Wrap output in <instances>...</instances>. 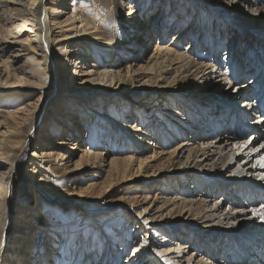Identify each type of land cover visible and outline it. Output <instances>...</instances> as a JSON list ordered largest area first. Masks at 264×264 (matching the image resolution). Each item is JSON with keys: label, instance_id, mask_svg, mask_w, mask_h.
<instances>
[{"label": "rangeland", "instance_id": "obj_1", "mask_svg": "<svg viewBox=\"0 0 264 264\" xmlns=\"http://www.w3.org/2000/svg\"><path fill=\"white\" fill-rule=\"evenodd\" d=\"M46 1L49 3L48 7H51L50 17L54 15L52 7H56L60 11L55 15L59 20L64 21L68 17L71 19L81 16L83 20L89 22L107 38L102 44L93 45L94 54L88 59L86 65L97 70L92 78L93 81L84 83L82 87L77 88L96 89L98 96L95 94L91 101L86 102H82L80 98L61 97L62 100L66 99L63 109L76 113L75 121L73 119L71 121L80 124L79 131L76 129L77 132L75 131L74 135L70 134L68 124H65L67 128H64L63 132H61L62 129L61 131L53 129L57 141L58 138L71 137L62 149V153L69 156L71 161L65 165L63 163H66V160L57 161L50 166V171L44 172L45 174L42 176L38 173L34 174L37 182L40 177L44 179L52 196L47 199L43 209L45 215L47 213L53 218V230L57 234L55 239L58 244L55 245L53 254L54 252H63L65 256L63 261L58 260V257L55 256L52 263L129 264L127 261L131 259L135 247H141L143 233H140L141 231L135 227L136 222H128L122 233L127 241L125 243L124 240L120 241L116 227L126 220L123 212L125 207H129L130 203H138V200L141 201L139 204L141 203L142 207L148 209L145 217L155 218L151 224L161 234L159 236L154 233L149 234L153 243H149V246L146 245L145 248L151 253L155 248V250H164L175 246L169 244L170 241H172L171 243L187 244L189 247L191 246V252L200 253L205 249L209 250L210 246L214 244V250L217 253L220 252L224 245L216 234L219 229L224 232L227 229L226 223L219 222L221 217L232 212L233 207L238 204L249 205L253 210L261 207L260 196L255 197L252 193L251 195L245 194L244 189L236 190L235 186L231 187L227 183L231 180H241L242 182H255L264 185V175L249 173L250 165L247 164V159L240 156L247 145L253 144L255 147L261 143L264 145V140H262L264 139V127H262L264 121L261 120V118L264 119V113L260 111V107H263L264 103L259 104L260 100L263 101L264 98L262 84L264 80V0ZM28 2L30 0H0V40L6 41V43L2 42L3 47H6L5 50L0 52V173L6 172L9 166L14 163L13 158L9 157L6 151L10 140H12L11 137H13L9 132L11 126L14 125L13 120L8 117L7 111L14 112L27 105L28 102L37 104L36 100L43 95L44 91L48 97L51 95L49 90L41 89L40 92L32 88L31 85L37 79L34 75L35 68L40 65L31 59L32 53L21 51L19 46L12 43L17 36L16 27L7 24L2 18L9 13L20 17L26 16ZM153 13H156V18H158L155 23H152L151 14ZM148 19L151 34L149 33L150 37L147 39L148 47L144 49L138 43L141 39V32H138L140 31L138 29L141 28V22H148ZM163 24L167 25L168 30L162 29L161 39L164 36L165 41L161 40V44H169L172 48L177 47L179 52H189L196 62H213L217 73L205 85L198 84L201 89L191 88L192 90L189 89L182 93L177 92L176 87L163 89L166 92L163 93L162 98L171 97L172 101L165 104L163 108L170 107L182 112L178 118V115L161 109L163 115L160 116V123L157 125L161 138L157 140V143L155 140L154 143L150 137L144 136L140 131L136 133L130 128L123 130L120 125L129 123L138 126L142 131L145 130L138 113L132 109L130 99L132 100L140 92L150 93V90L154 89L153 87L158 86L142 83L146 79L136 83L127 82V76L130 74L127 71L130 64L134 63L137 65L136 67L146 64L159 43L156 34H159L158 31L163 27ZM175 35L178 37L176 38ZM144 39H146V35ZM175 43H178L179 46ZM132 44V48L136 46L145 51L140 52L137 58L126 60L122 53L123 47ZM38 46L40 48V45ZM38 54H41L40 50ZM128 54L132 55L133 52ZM94 55L97 57L96 59H94ZM253 65L258 69V73L251 69ZM119 70L120 78L122 81H126L125 83L119 84L114 81L105 84L106 79L100 81L101 77L110 71L119 77ZM240 71L242 75L238 73ZM221 73L223 74L220 75ZM43 75H45L48 86L50 76L46 72H43ZM173 75L175 72L172 73ZM253 76L256 78L254 77V79ZM225 77L228 79H226L227 82L224 80ZM95 79L98 80L95 82ZM219 81L225 82L216 87ZM250 82L252 83L250 94L245 96L243 84H250ZM104 89L109 91L108 94ZM233 90L241 91L242 94L236 98L233 96L235 92L231 93ZM112 91L115 92L114 96H112ZM15 95H19L17 101L14 100ZM61 99L59 98L56 103L57 109ZM246 99L249 102L252 101L251 103L257 108L254 112H249V116L242 120L240 114L247 113L249 105L251 106V104L244 103ZM39 102L45 103L43 100ZM150 107L151 110H154V106ZM231 107L235 111L233 114L228 113L227 110ZM224 108L228 114L225 113V121H222L221 116L214 119V116L211 115L212 112L214 110L222 112L225 110ZM37 110H39V105ZM168 116H171V119L167 118ZM182 117H185L186 120L183 121ZM89 123L93 125V128L91 137L86 139ZM94 123L96 124L94 125ZM96 125L101 126L103 131H97ZM219 125H228L231 131L236 130L238 137L228 140L226 137L228 134L223 131L219 136L217 134ZM45 127H52V124H49L47 120L38 126L37 131L44 130ZM202 128H205V131ZM243 128L247 129L244 133L241 132ZM45 135L39 134V139ZM123 135L134 140L131 143H134L135 146L142 145L140 144L141 140L154 145L145 144V150H136L133 147L131 149L129 143L123 139L125 138L122 137ZM223 136L224 139L219 142L218 139ZM120 138H122L121 141ZM123 140L128 144L126 145ZM40 142H35L32 148L22 154L23 162L32 160V152L37 149V144ZM75 142L76 149H69ZM242 144L247 145L242 146ZM181 146L184 147L181 153L171 157L172 152ZM259 150L264 153V147L261 146ZM84 151L93 153L100 151L98 156L101 159V153H103V159L91 158L81 162V165H76ZM162 151L164 153L160 155ZM206 152L208 154H203ZM72 153L74 155L70 156ZM234 153H237L235 158L232 157ZM208 156L209 158L206 159ZM116 158L123 162L120 174L111 171L112 159ZM131 159L135 160L133 166H128L126 161ZM231 159L233 162H230ZM223 161L230 162H228L231 164L229 170L223 168ZM67 170L73 172L69 173ZM133 183L138 184L137 189L133 188ZM144 196H148V198L143 200ZM156 199L166 202L165 209L161 208L162 203L160 202L157 205L160 207V211H151L156 208V202L154 203ZM184 201L194 203L197 206H194L195 209L199 206L201 211L204 210L207 211L205 212L207 214L215 215L212 218L205 217L210 219L208 222H211L209 223L211 230L205 229L204 232L199 229L201 220H198V216L195 215L197 210L194 209L191 216V212L186 206L187 203ZM111 215L114 216L113 219H111ZM94 221H98V225L106 221L107 225H102L103 229L92 230ZM45 222L41 221L42 225H46ZM258 223L261 226L262 223L264 224V219L260 218ZM57 225L59 227H56ZM207 232L209 236H205ZM138 233L140 235L135 240ZM259 235L257 234V236ZM162 237H167L169 242L163 243ZM89 242H91L90 245ZM216 245H221V248ZM147 256L148 254L140 260L141 264H161L159 258L155 263L153 259L156 257ZM262 256L261 264H264V251ZM163 257L166 256L163 255ZM219 260L221 259L219 258ZM140 263L138 262V264ZM217 264H223V262L219 261Z\"/></svg>", "mask_w": 264, "mask_h": 264}, {"label": "bare ground", "instance_id": "obj_2", "mask_svg": "<svg viewBox=\"0 0 264 264\" xmlns=\"http://www.w3.org/2000/svg\"><path fill=\"white\" fill-rule=\"evenodd\" d=\"M28 3H29V5L27 6L28 12L26 16L23 15L20 17L19 15L9 13L7 14V16L6 15L2 16V18L7 24L14 26V28L16 27L17 36L12 43L15 44L16 46H19L21 51L32 53L31 59L34 62L36 61V63L40 65L39 67L35 68L36 70L34 72V75H36L35 77L37 79L35 78L36 80L34 81V84L31 85L32 88L39 91L41 89L49 90L51 91V95L50 97H48L44 91L43 95L36 100V102L38 101L39 104L38 103L33 104L28 102L27 105L18 108L14 112L7 111V115L9 118L13 120L14 125L11 126L9 132L13 137H11L12 140H10V144H8V148L6 151L9 157L11 156L13 158L14 163H12L9 166L6 172L0 173V263L1 264H53L52 262L55 256L58 257V260L60 259V261H63V259H65L63 252H54L53 254V250L54 248H56L57 246L56 244H58L57 243L58 241L55 239L57 234L56 231L53 230L54 228L52 225L53 218L47 213L46 215L44 214L43 205L45 204V202H47L48 198H52L50 194L49 186L46 184V182L42 177H40L39 181L37 182L34 174L38 173L42 176L43 174H45L44 172L50 171V166L57 161L66 160L67 162L66 163L64 162L63 165L71 161V159H69V156H66V154L62 153V149L66 146L67 140L69 141L71 137H66L61 139L58 138L57 141L56 140L57 137L54 135L53 129L54 130L56 129V131H61L62 129L61 132H63L64 128H67L65 124L66 125L68 124V128H70V134L72 135L75 134L76 129L77 130L79 129L80 124L73 122L75 121L74 118L76 117V113H74V111L72 112L71 110L63 109V104L67 98L71 99V97L80 98L82 102L83 101L86 102V101H91L93 98L92 96H94L95 94L96 96H98V92L96 89L84 90L77 88L82 87L84 83L93 81L92 78L94 77L95 73H97V70L88 67L86 65L88 64V59H90V57H92V54H94L93 45L102 44L103 41L107 39L99 30H97L95 27L90 25L89 22L83 20L81 16H76L74 18H71L72 20L69 17L64 21L59 20L55 15L60 11L58 10V8L52 7L54 15L50 17L49 10H51V7H48L49 3H47L46 0H30V2ZM112 15H116V14H112ZM151 15L153 17L152 23L153 22L155 23V21L158 20V18H156V13H153ZM149 23H150L149 19L148 22L147 21L143 23L141 22L142 24L141 28L138 29L140 30L138 32H141L140 33L141 39L140 41H138V43H140V47L142 48L144 47V49H147L148 47L147 39H149L150 37L149 33L151 34L150 32L151 27L149 26ZM164 28L168 30L166 24H163V27H161L159 31L157 30L159 34L157 33L156 35L159 43L156 45L153 53L146 61V64L139 65L138 67H136L137 65L134 63H133L134 66L133 64H130V66H128L129 70L127 71L130 72V74H128L127 76L128 77V79L126 80L127 82L136 83V82H140L143 79H146L142 83L145 84L148 83L151 85L158 86L156 88L153 87L154 89L150 90L151 91L150 93L143 94L142 92H140V94L132 98V100L130 99V101L132 102L131 106H133L132 109L138 113L140 122L142 121V125L144 126L145 130L142 131L139 129L138 126L135 125L133 126L129 123H123V125L122 124L120 125V127L123 130L130 128L131 130H134V132L136 133L140 131V133H142L144 136L150 137L151 141L154 142L156 140V143L158 142L157 140H160L161 138V135L159 133V126H157L160 123L159 121L160 116L163 115L161 113V109L165 106V104L172 102L171 97H168L166 99L162 98L163 93L166 92L163 91V89L176 87V91L179 93L185 92L186 90H189L191 88L201 89V87L198 86V84L205 85V83L211 80L212 78H214V76L217 73L213 62L210 61L196 62L193 59V56H191L189 52L188 53L181 51L179 52L177 50V47L172 48L169 44H161L160 43L161 40L163 42L165 41L164 36L161 39L162 29ZM145 35H146V39H144ZM2 42L6 43V41L0 40V52L4 51L6 48L3 47ZM177 44L175 43V45ZM38 45H40V48ZM132 47L133 44L128 46L125 45L123 47L124 49L122 50V53L125 55L126 60H129L130 58L133 59L134 57L137 58L140 52L145 51L144 49H143L144 51L138 49V47L136 46L134 48ZM39 50L41 51V54H38ZM129 52H133V54L129 55L128 54ZM212 52L214 53V51ZM96 58L97 57H95L94 55V59ZM91 66L97 67L96 65H91ZM251 69L255 71V73H258L257 72L258 69L255 68L254 65L253 67H251ZM43 72L48 73L50 76V83L48 84V86L46 85V79H45V75H43ZM173 72H175V75L172 76ZM118 73L120 74V70L118 71ZM238 73L242 75L241 71ZM222 74L223 73H221L220 75ZM120 77L121 74L119 77H117L115 76V74H113V72L110 71L109 73H105L104 76L101 77V79L100 78L99 79L100 81L106 79L104 82L105 84H107L108 82L113 83L114 81L119 82V84L125 83L126 81H122ZM254 77L255 76H253V78ZM226 79L227 78L225 77L224 80ZM97 80L98 79H95V82ZM111 83L109 84L111 85ZM222 83L221 81H219L216 87H219L218 85ZM262 84L264 86V80ZM243 86L245 87L244 90L246 92L245 96L247 95L249 96L250 90L252 88V83L250 82V84L249 83L243 84ZM105 92H107L106 94H108L109 91L105 90ZM234 92L235 90H233L231 93ZM112 93H113L112 96H114L115 92L112 91ZM241 94L242 92L239 91V92H235L233 96L237 98ZM18 96L19 95H15L14 97L15 101L18 100L19 98ZM61 97L66 99L62 100ZM59 98L61 100H60V105L58 106L57 109L56 103L57 101H59ZM42 100L45 103L41 104V102H39ZM251 102H249L247 99L244 100L245 104L248 105L251 104V106L249 105V111L247 113L240 114V116H242V120L245 117L247 118L249 116V112H254L255 109L257 108L254 107L255 105L252 104ZM38 105H39V110H37ZM150 106H154L153 108L155 111L151 110L152 108ZM163 110L170 114L178 115L177 116L178 118L180 117L179 115H181L182 112L170 107H165L163 108ZM227 110L228 113L233 114L234 110L232 109V107L228 108ZM227 110L225 109L222 112L214 110V112H212L211 115L214 116L213 117L214 119L215 117L221 116L222 121H225V113L227 114L226 112ZM260 111H264V106L260 107ZM169 117L171 119V116H168L167 118ZM72 119L73 121H71ZM181 119L183 121L186 120L185 117H182ZM47 120L49 124L50 123L52 124V127H45L46 129L37 131L38 126H40L41 123ZM261 120L264 121L263 118H261ZM113 122H115V119H113ZM95 124L96 123H94V125ZM213 124H215V122H213ZM87 127H88V133L86 139H89L91 137L93 125L89 123ZM262 127H264V123ZM202 129H204L205 131V128ZM101 130L103 131L102 127L98 125L97 131H101ZM246 130H247L246 128H243L241 132L244 133ZM222 131L228 134L226 136L228 140H231L233 137L236 138L238 137L237 134L238 132L236 130L231 131L228 125H224V126L219 125V131L217 132V134L220 136ZM39 134H46V135L44 137L42 136V138L39 139ZM99 135L101 137V134ZM122 137H125L123 139H125L129 143L128 144L126 141L123 140L124 143H126V145L128 144L130 148L133 147V149L135 148L136 150H140V149L142 150L146 147L145 144H151L145 140L143 141L141 140L140 144L142 145L135 146L134 143H131L134 140L132 141L131 138L129 139L127 135H123ZM121 139L122 138H120V141ZM223 139L224 136L223 138L220 137L218 141L221 142ZM54 140H56L57 143ZM38 141L41 142L40 144H37L38 145V147H36L37 149H35L32 152V160L23 162L21 160L22 154L25 153L29 148H32L34 146V143ZM53 142L54 144H52ZM75 144L76 142L72 143V146H70L69 149L71 150L76 149ZM152 144L151 146L154 145ZM245 145L242 144V146ZM261 146L262 143L260 145H256V147L253 146V144L247 145L245 150L240 155L241 157L243 156L247 159V164L250 165L248 170L249 173H251L252 175H256V174L261 176L264 175V161L262 160V158H264V153H261V150H259ZM183 148L184 147L181 146L175 149L172 152L171 157L176 156V154H178L179 152L181 153ZM163 153L164 151L160 152V155L161 154L163 155ZM99 154L100 151L99 153H93L92 151L90 152L84 151V154L81 156V159L77 161L76 165H81L80 164L81 162L83 161L85 162L91 158L98 160L103 159L102 158L103 153H101V159L98 156ZM203 154H208V153L206 152ZM236 154L237 153H234L232 157L235 158ZM73 155L74 153L70 154V156ZM154 158L157 157L154 156ZM207 158H209V156L206 157V159ZM112 160H113L112 161L113 167L111 171L113 173L115 172L120 174L122 170L121 165L123 164V162H121L120 161L121 159L119 158ZM231 160L230 162H233V159ZM134 161L135 160L131 159V160H127L126 162L128 163V166L131 165L133 166ZM126 162L124 161V163ZM228 162L225 163V161H223L224 163L223 168H226L227 170L231 168V164H229L230 162L229 163ZM70 172L73 171H69V173ZM118 179L120 178L118 177ZM228 184L231 187L235 186L236 190H239L241 188L244 189L245 194L251 195L252 193L253 196L255 197L260 196L262 200L260 201L261 207L254 210L251 209L249 205L241 206V204L237 203L238 205L233 207L232 212L226 214L224 217L223 216L221 217V220H219V222L226 223L227 229L225 230L226 232L219 229V231L216 234L217 238H219L220 241L223 242L222 245H224L220 250V252L217 253L216 250H214V246H215L214 244L213 246H210L211 247L210 249L212 250L208 248L209 250L205 249L204 252L200 253L194 251L191 252L190 250L191 246L189 247L187 244H182L180 242L171 243L172 241H170L169 244H173L175 246H171L164 250H155L156 249L155 248L152 249L154 254L151 253V251L145 248L146 245L149 246V243L151 244L153 243V241L150 240L151 236L149 234L154 233L157 236L161 234L158 233L155 230L156 227H154L153 224H151L153 223L155 218L154 217L152 218V216L145 217V214L146 212H148V209L142 207L141 206L142 204L141 203L139 204V202L141 201L138 200V203H130L129 207L127 206L125 207L123 212L126 220L125 222L123 221L124 223L116 227V232L118 233L120 241L124 240L125 243L127 241L124 239V236H122L123 235L122 233H123V229L126 228L128 222H134V223L136 222L135 227L138 228L139 231H141L140 233H143L142 234L143 238L140 244L141 247L140 246L135 247L134 252L132 253V257L130 260L128 259L127 263L129 262V264H138V262L140 263L141 262L140 260L143 259L144 256L148 254V256H152V258L156 257L155 259H153L155 263H156V259L159 258L161 264H217L219 263V261L223 262V264H261L263 262L261 257H263L262 253L264 251V224L262 223V225L260 226L258 221L261 218V215H264V207H262L264 206V185L255 182H251V183L242 182L241 180L240 181L231 180L227 183V185ZM133 188L137 189L138 184L133 183ZM147 198L148 196H144L143 200H146ZM155 202H156L155 204L156 208L152 209L151 211H155V212L160 211V207L159 206L157 207V205L160 204L161 201L159 199H156L154 200V203ZM184 202L187 203L186 206L188 207V211L191 212L190 214L192 216L194 209L197 206H195V204L192 202L190 203L187 201ZM161 203H162L161 208L165 209L166 202L162 201ZM107 207L109 208V206ZM195 210H197V212L196 214L195 213L194 214L198 216L197 218L198 220H201L199 229H201V231H204L205 229L206 230L210 229L209 223L211 222H208V220L210 219H206L205 217L212 218L215 215L212 213L207 214L205 213L207 211L204 210L201 211L199 209V206ZM257 213H260V215H257ZM21 215H23V217H21ZM113 218L114 216L112 217L111 215V219ZM41 221H46L45 222L46 225H42ZM97 222L98 221H94L92 225V230L96 228L103 229L102 225H107L106 221L105 222L102 221L103 223L99 225ZM56 227L59 226L57 225ZM223 233L224 235H222ZM257 234L260 235L257 236ZM138 235L140 234L139 233L136 234L135 240L138 238ZM205 236H209V233L208 232L205 233ZM161 241L163 243L169 242L167 237L164 238L162 237ZM90 243L91 242H89V245ZM222 252H224V254H222ZM163 255L166 257H163ZM207 255H209L210 257L208 256V258L207 257L205 258V256ZM219 255L220 257H218ZM219 258L221 260H219Z\"/></svg>", "mask_w": 264, "mask_h": 264}, {"label": "snow or ice", "instance_id": "obj_3", "mask_svg": "<svg viewBox=\"0 0 264 264\" xmlns=\"http://www.w3.org/2000/svg\"><path fill=\"white\" fill-rule=\"evenodd\" d=\"M262 147H264V145H262ZM262 160H264V158H262ZM264 207V206H262ZM257 215H260V213H257ZM261 219H264V215H261Z\"/></svg>", "mask_w": 264, "mask_h": 264}]
</instances>
